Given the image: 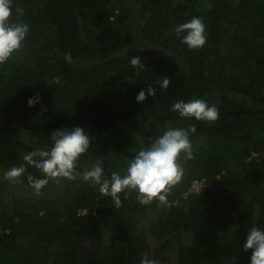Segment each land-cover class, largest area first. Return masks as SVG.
<instances>
[{"label": "trees", "instance_id": "trees-1", "mask_svg": "<svg viewBox=\"0 0 264 264\" xmlns=\"http://www.w3.org/2000/svg\"><path fill=\"white\" fill-rule=\"evenodd\" d=\"M13 3L25 14L13 9L12 19L30 30L0 65V264H140L144 254L160 264H249L247 232L264 228V0ZM193 17L203 19L207 42L190 51L174 29ZM164 76L167 90L136 102ZM37 92L41 101L29 108ZM191 99L215 105L218 120L171 111ZM191 124L193 159L180 161L185 174L170 207L141 205L134 192L115 204L79 179L50 182L34 196L26 178H3L23 155L49 148L57 129L85 128L91 142L81 168L99 159L110 176L167 128ZM253 153L262 157L248 161ZM198 179L206 186L191 193Z\"/></svg>", "mask_w": 264, "mask_h": 264}, {"label": "clouds", "instance_id": "clouds-1", "mask_svg": "<svg viewBox=\"0 0 264 264\" xmlns=\"http://www.w3.org/2000/svg\"><path fill=\"white\" fill-rule=\"evenodd\" d=\"M13 9L17 18L24 16V9L14 8L13 0H0V65L6 64L24 46L30 30L27 23L12 19ZM174 32L181 44L190 51L206 45V28L200 17L178 24ZM64 59L69 64L73 63L71 53H66ZM130 64L137 70L145 69L139 57H130ZM52 82H59V77ZM169 84L170 79L166 76L154 81L153 85L138 93L136 102L143 103L147 97H154L158 89L167 90ZM40 101L41 96L37 92L27 100V106L34 107ZM171 111L178 113L182 119L198 122L214 123L219 118V109L202 99L187 102L177 100L171 105ZM196 130L195 124L187 128H167L127 160L123 174L112 172L109 176L105 174L103 162L99 159L81 168L79 161L90 148V134L80 126L65 127L51 133L49 148H39L23 155L24 163L9 168L3 178L14 185L23 184L26 178L27 186L34 196H39L50 182L59 184L65 179H79L95 187L101 196L110 197L115 204L120 203L121 194L127 196L134 192L141 205L155 201L157 206L170 207L168 197L172 188L181 182L185 174L180 161L193 159L191 136ZM28 167L35 168L39 176L28 173ZM242 248L244 252L251 251L249 264H264V228L253 226L247 232ZM140 264H160V261L144 254Z\"/></svg>", "mask_w": 264, "mask_h": 264}, {"label": "built area", "instance_id": "built-area-1", "mask_svg": "<svg viewBox=\"0 0 264 264\" xmlns=\"http://www.w3.org/2000/svg\"><path fill=\"white\" fill-rule=\"evenodd\" d=\"M262 155L258 153H253L252 157L248 158V161L254 160V159H259L261 158ZM206 186V180L205 179H198L193 181L192 186H191V193H200L202 189Z\"/></svg>", "mask_w": 264, "mask_h": 264}, {"label": "rangeland", "instance_id": "rangeland-1", "mask_svg": "<svg viewBox=\"0 0 264 264\" xmlns=\"http://www.w3.org/2000/svg\"><path fill=\"white\" fill-rule=\"evenodd\" d=\"M28 197H30V196H28ZM157 215H158V213H151V214L149 215V217H151V218H150L151 220H154V219H156V216H157ZM141 226L148 227V226H150V224H149L148 220H146V219L144 218V220H143V225H141Z\"/></svg>", "mask_w": 264, "mask_h": 264}]
</instances>
